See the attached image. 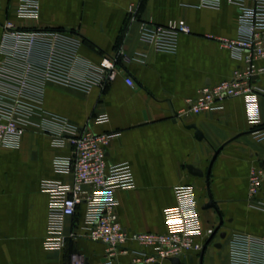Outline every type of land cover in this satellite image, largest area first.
Listing matches in <instances>:
<instances>
[{"label":"crops","instance_id":"0c3cea01","mask_svg":"<svg viewBox=\"0 0 264 264\" xmlns=\"http://www.w3.org/2000/svg\"><path fill=\"white\" fill-rule=\"evenodd\" d=\"M38 1V18L22 19L15 14L21 0H0V20L13 18L24 26L75 31L82 37L81 56L93 63L121 50L129 57H120L123 71L103 87L94 86L86 93L49 83L44 96L47 111L80 125L99 114L108 115V121L91 122V127L96 133H117L106 147L108 163L131 165L135 187L116 191L118 216L127 233L165 232V210L176 204L175 187L183 184L196 187L204 226L215 227L217 211L202 209L209 199L207 179L188 168L193 165L206 172L212 162L209 189L224 217L219 233L225 231L226 237H214L203 264H231L229 243L234 232L264 237V209L249 199L251 170L264 157V139L253 133L264 126V94L257 98V124L242 95L227 98L221 109L189 113L183 121L174 117L205 86L229 79L244 67L243 57L217 39L239 35L237 7L228 0H220L218 7L204 6L202 0ZM246 1L251 5L254 0ZM180 19L189 24L191 32L179 35L175 51H162L141 40V22L156 25ZM126 75L134 79V86L126 83ZM255 84L264 88V74L256 77ZM193 123L204 133L203 139L187 127ZM71 153V147H54L35 124L27 129L18 148L0 149V264H70L74 251L84 254L90 264L104 259L106 245L84 237L68 238L60 251L45 248L49 195L42 181L69 180L55 170L53 158ZM84 220L82 204L67 219V233L73 228L83 233ZM206 239L205 235L202 240ZM218 242L221 247L216 246ZM127 245L139 248L133 240ZM199 256L193 258L195 264ZM130 259L131 255L121 253L117 264H129Z\"/></svg>","mask_w":264,"mask_h":264},{"label":"built area","instance_id":"2783aa9c","mask_svg":"<svg viewBox=\"0 0 264 264\" xmlns=\"http://www.w3.org/2000/svg\"><path fill=\"white\" fill-rule=\"evenodd\" d=\"M238 9L239 35L217 37L235 55L243 57L244 67L236 69L231 78L205 86L195 99H188L185 109L175 113L180 121L189 113L223 108L227 98L245 96L250 118L259 123L257 98L264 88L255 79L264 74V0H228ZM201 4L218 7L220 0H202ZM38 0H21L15 10L22 19L38 18ZM0 149L18 148L30 126L42 129L57 148L71 147L70 155L57 154L53 165L69 180L44 179L42 189L49 195L48 232L45 248L60 251L68 238H87L104 243V259L97 264H117L118 256L131 255L129 264H195L204 240L213 228L204 226L196 187L190 184L175 187L176 204L165 210L166 231H139L129 235L119 219L117 190L135 187L134 174L128 162L108 163L106 147L117 133H96L91 122L108 121L102 113L80 125L65 116L47 111L44 107L45 89L49 83L89 92L94 86L111 83L123 71L120 57H129L121 50L105 55L98 63L85 60L80 54L82 37L62 28L24 26L13 18L0 20ZM189 24L171 20L166 24L141 22L139 35L162 51H175L178 37L190 33ZM125 81H135L126 75ZM40 119L37 122L35 119ZM253 133L264 139V126ZM249 199L264 209V157L261 165L252 168L249 177ZM85 205V230L66 231V221ZM128 240L138 243L131 248ZM231 264H264V237L246 232H234L230 238ZM192 257V260H191ZM70 264H86L80 251L70 255ZM197 264V263H196Z\"/></svg>","mask_w":264,"mask_h":264},{"label":"water","instance_id":"95a60500","mask_svg":"<svg viewBox=\"0 0 264 264\" xmlns=\"http://www.w3.org/2000/svg\"><path fill=\"white\" fill-rule=\"evenodd\" d=\"M188 128H193L195 130V135H196V138L201 140L204 138V133L200 130V128L196 125V124H190V125H187ZM219 149H217L215 151V155L213 157V159L215 158L216 154L218 153ZM211 164L212 162L210 163L209 167L207 168L206 172H204L202 169L200 168H197L193 165H188V168L189 170L195 174V175H200V176H205L206 179H207V185H208V201L206 203H204L202 205V209H208V208H214L218 215H219V223L214 227L213 231L211 232V234L207 237V239L205 240L204 244H203V248L200 252V256H199V264H203V257H204V252L207 248V246L211 243V241L214 239V237L216 236V234L218 232H220V228L222 227L223 223H224V217L222 215V213L220 212L218 206H217V202L214 200L211 192H210V189H209V175H210V168H211ZM220 234V237L223 239L226 237V232L223 231ZM216 246L217 247H221L222 246V243L221 242H218L216 243ZM191 260H192V257H191ZM171 263L172 264H180V259L178 258H171L170 259ZM86 264H90L88 261L86 262Z\"/></svg>","mask_w":264,"mask_h":264},{"label":"rangeland","instance_id":"374dc122","mask_svg":"<svg viewBox=\"0 0 264 264\" xmlns=\"http://www.w3.org/2000/svg\"><path fill=\"white\" fill-rule=\"evenodd\" d=\"M1 32H2V29H0V36H1ZM210 228V227H209ZM213 228V227H212ZM222 230V227L220 228V230L219 231H221ZM217 236H219V232L216 234V236L215 237H217Z\"/></svg>","mask_w":264,"mask_h":264}]
</instances>
